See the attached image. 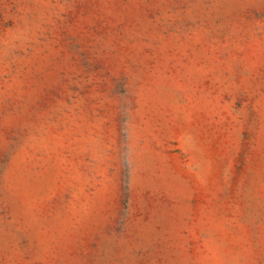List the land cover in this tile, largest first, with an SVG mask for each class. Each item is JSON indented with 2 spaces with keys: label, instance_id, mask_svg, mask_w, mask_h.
Instances as JSON below:
<instances>
[{
  "label": "rangeland",
  "instance_id": "1",
  "mask_svg": "<svg viewBox=\"0 0 264 264\" xmlns=\"http://www.w3.org/2000/svg\"><path fill=\"white\" fill-rule=\"evenodd\" d=\"M0 264H264V0H0Z\"/></svg>",
  "mask_w": 264,
  "mask_h": 264
}]
</instances>
